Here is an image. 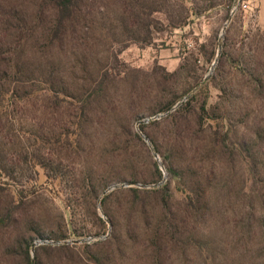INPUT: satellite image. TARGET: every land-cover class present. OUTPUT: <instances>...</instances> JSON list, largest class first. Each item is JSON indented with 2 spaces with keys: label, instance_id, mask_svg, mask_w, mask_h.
<instances>
[{
  "label": "rangeland",
  "instance_id": "374dc122",
  "mask_svg": "<svg viewBox=\"0 0 264 264\" xmlns=\"http://www.w3.org/2000/svg\"><path fill=\"white\" fill-rule=\"evenodd\" d=\"M54 1L0 0V264H264V0Z\"/></svg>",
  "mask_w": 264,
  "mask_h": 264
},
{
  "label": "trees",
  "instance_id": "16d2710c",
  "mask_svg": "<svg viewBox=\"0 0 264 264\" xmlns=\"http://www.w3.org/2000/svg\"><path fill=\"white\" fill-rule=\"evenodd\" d=\"M54 2H55L56 10H57L59 26L61 27L63 22H65L68 19H70L71 17H73V15L75 13V9L78 6L79 0H55ZM60 27L57 28V31L60 29ZM5 72L7 73V71H5ZM14 77L16 78L17 76L15 75ZM44 90L48 91L49 89L46 88ZM173 106L174 105H172L167 110H171L173 108ZM170 173H173V170H170ZM159 177L160 178L163 177V173L161 171H159ZM133 191H137V189H133ZM262 230H263V234H264V228H262ZM34 241L31 242V245L34 243ZM52 247L50 245L43 246V248L46 250L52 249ZM30 252H31V247L29 245H27L26 257H27L28 262H30V260H31Z\"/></svg>",
  "mask_w": 264,
  "mask_h": 264
},
{
  "label": "built area",
  "instance_id": "2783aa9c",
  "mask_svg": "<svg viewBox=\"0 0 264 264\" xmlns=\"http://www.w3.org/2000/svg\"><path fill=\"white\" fill-rule=\"evenodd\" d=\"M239 7H240V5H239V6H235L234 9H233V13H234L235 11H237ZM243 7L247 8L246 4H245Z\"/></svg>",
  "mask_w": 264,
  "mask_h": 264
}]
</instances>
